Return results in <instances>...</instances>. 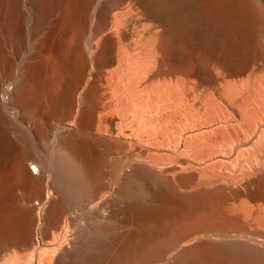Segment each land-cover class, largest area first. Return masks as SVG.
Instances as JSON below:
<instances>
[{
    "label": "bare ground",
    "instance_id": "6f19581e",
    "mask_svg": "<svg viewBox=\"0 0 264 264\" xmlns=\"http://www.w3.org/2000/svg\"><path fill=\"white\" fill-rule=\"evenodd\" d=\"M0 264H264V0H0Z\"/></svg>",
    "mask_w": 264,
    "mask_h": 264
},
{
    "label": "rangeland",
    "instance_id": "374dc122",
    "mask_svg": "<svg viewBox=\"0 0 264 264\" xmlns=\"http://www.w3.org/2000/svg\"><path fill=\"white\" fill-rule=\"evenodd\" d=\"M121 156V157H120ZM111 158L113 159V158H116V159H118L119 160V164L120 165H125V164H127V160H126V158H125V156H123L122 154H117V153H114L112 156H111ZM115 160V159H114ZM125 162V163H124ZM122 163H124V164H122ZM244 199H246V197H243V200ZM195 212V211H194ZM197 212H199L198 210H197ZM196 213V212H195Z\"/></svg>",
    "mask_w": 264,
    "mask_h": 264
}]
</instances>
